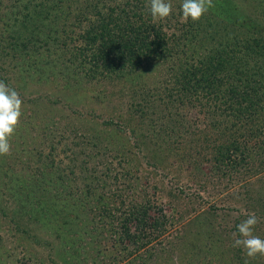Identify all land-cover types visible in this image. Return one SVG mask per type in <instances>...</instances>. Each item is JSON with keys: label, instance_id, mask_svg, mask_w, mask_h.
<instances>
[{"label": "rangeland", "instance_id": "374dc122", "mask_svg": "<svg viewBox=\"0 0 264 264\" xmlns=\"http://www.w3.org/2000/svg\"><path fill=\"white\" fill-rule=\"evenodd\" d=\"M56 1L0 0V81L22 100L10 152L0 155V264H163L168 251L159 255V263L148 261L144 253L152 245L124 257L110 233H97L95 243L74 229L62 235L56 230H64L65 219L90 212L112 190L137 194V203L151 202L165 210L163 238L176 247L166 257L168 263L264 264V255L249 257L234 246L233 237L237 225L255 213L254 235L264 239V163L255 162L253 143L233 156L234 163L217 170L205 146V139L217 133L209 129L211 118L202 108L188 103L171 119L165 106L144 110V86L165 83L162 67L145 64L125 71L135 72L119 82L92 80L78 65L67 67L71 55L62 48L66 31L71 34L69 47L80 46L77 36L97 20V12L108 13L111 3ZM129 1L131 7L137 3ZM169 2L172 14L154 23L182 39L188 21L183 19V0ZM29 4L33 24L26 16ZM139 6V15L150 11L149 0ZM225 13L233 20L258 14L264 29L254 0H213L205 17L216 21ZM181 56V64L186 63L184 52ZM220 120L221 114H214L212 122ZM20 182L41 185L37 193L44 204L36 218L24 199L26 190L20 196L8 192ZM164 246L174 247L167 240Z\"/></svg>", "mask_w": 264, "mask_h": 264}, {"label": "trees", "instance_id": "16d2710c", "mask_svg": "<svg viewBox=\"0 0 264 264\" xmlns=\"http://www.w3.org/2000/svg\"><path fill=\"white\" fill-rule=\"evenodd\" d=\"M51 1L57 4L56 0ZM105 1L111 3V9H108V13L97 12V20L82 35L77 36L80 46L69 47L71 34L66 31L62 48L71 55L67 67L78 65L84 70V77L92 80L110 79L111 82H119L123 77L125 81L129 80V75L135 71H125L135 70L145 64L162 67L159 70L163 71L165 83L144 86V110L165 106L171 119L174 114L179 115V108L188 103L195 108H202V112L211 118L209 129L217 135H209L208 129L206 135L201 131L199 134L209 135L205 139V146L212 152V166L217 170L234 163L233 156L239 152L244 154L250 143H253L255 162L264 163V29L260 28L258 14L257 17L233 20L225 13L219 14L216 21L212 20L211 15L205 17L204 14L206 24L203 17L196 22L189 19L182 39H176L154 23L150 11L139 15V4L144 6L147 0H137L134 7H131L129 0L127 3L124 0ZM254 2L258 4L261 22L264 20V0ZM98 3L94 6L96 9L100 8ZM26 8L29 9L26 16L33 24L32 19L35 18L30 4ZM181 52L187 57L184 64L180 62L183 59ZM88 64L90 68H86ZM168 81L173 84L167 85ZM218 113L221 114V120L212 122L214 114ZM116 154L120 158L122 152ZM40 187L36 182H20L16 188L9 187L8 192L20 196L21 190H26L24 199L31 203L32 215L36 218V213L40 212L44 204L41 194L37 193ZM7 188L3 186V189ZM17 188L19 191H16ZM108 192L102 195L97 207L92 204L91 211H84V216L70 222L65 219L62 223L64 230L57 227L56 230L62 235L74 229V233L79 231L81 236L92 238L95 243L97 233H100L98 236L110 233L119 252L126 253L124 257L138 254L152 245L144 253L150 259L148 261H158L159 255L168 251L165 261H159L171 264L166 257H171V253L174 255L176 247L169 242V237L163 238L168 226L165 210L151 202L147 205L137 203L135 200L138 198H134L138 197L137 194L128 196L127 192L123 195H117L114 190ZM52 206H49L50 210ZM48 215L52 216V212L49 211ZM84 218L86 223L83 225ZM36 221L42 219L37 218ZM164 240L171 247L174 246L172 250L164 246ZM65 246L68 245L65 243Z\"/></svg>", "mask_w": 264, "mask_h": 264}, {"label": "clouds", "instance_id": "9594fccd", "mask_svg": "<svg viewBox=\"0 0 264 264\" xmlns=\"http://www.w3.org/2000/svg\"><path fill=\"white\" fill-rule=\"evenodd\" d=\"M149 2L154 22L164 20L172 14L173 8L169 0ZM181 7L183 19L196 22L213 7V0H183ZM21 115L22 100L19 94L0 81V155L9 154L11 148L9 139L14 134ZM257 224L256 214L249 213L247 219L237 225V232L233 233L234 246L244 248L249 257L264 255V239L253 232Z\"/></svg>", "mask_w": 264, "mask_h": 264}]
</instances>
